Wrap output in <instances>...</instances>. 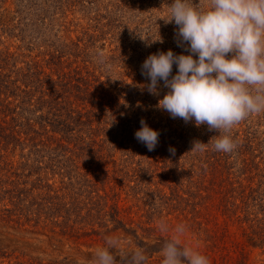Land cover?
Listing matches in <instances>:
<instances>
[{
    "label": "trees",
    "instance_id": "trees-1",
    "mask_svg": "<svg viewBox=\"0 0 264 264\" xmlns=\"http://www.w3.org/2000/svg\"><path fill=\"white\" fill-rule=\"evenodd\" d=\"M13 20L15 24H12ZM20 25V18L4 20L0 15V40L5 33H10V38H17L14 31L18 34L25 31ZM47 47L41 55L30 57L10 52L0 41V186L9 183L22 188L11 197L10 203L14 202L15 207L28 203L31 191L23 187L32 177L35 182L44 179L47 182L42 175L46 169H52L68 180L75 179L82 190L99 186L97 202H92L88 195L85 199L72 195L68 198L47 196L45 204H37L31 198L29 209L16 208L35 216L37 223L43 217L65 232L80 236L103 238L120 232L124 241L129 238V246L132 242L136 248L145 249L148 259L154 256L162 259L161 249L171 238L161 233L155 236L154 227L137 225L138 228H133L134 221L127 209L120 205V195L114 191L115 182L119 185L124 181L132 182L134 186L125 187L138 192L142 191L143 185H154L155 182L150 183L154 180L151 168L157 167L156 156L161 153L165 160L158 168L162 170L159 181L170 190L168 200L174 202L175 211L180 206L190 205L189 213L195 218L200 214L197 208L207 198L209 210L219 211L241 228L246 226L242 229V236L248 246L264 248V196H255L256 191L250 186L257 175L254 171L258 164L255 168L253 160L239 147L233 154H226L212 150L209 144L201 153L191 151L193 144H190L187 149L189 162L175 166L173 151L160 149V145L173 142L162 140L155 150L148 151L146 145L132 137V129H140L137 121L129 119L127 111L118 102L119 98L105 89V82L87 70L91 64L90 58L85 59L89 54L88 47H80L79 43ZM25 58L29 60H20ZM206 134L208 137L196 136L195 140L207 143L219 135L215 130L209 132L208 128ZM39 146L51 156L47 162L39 156L40 152H45L38 150ZM27 148L28 154L25 155ZM16 150H19L18 161L22 160L19 168L29 169L27 174L13 171ZM31 168L38 172L31 171ZM239 176H243L249 186H242L239 182L244 179L240 180ZM146 177L150 179L147 183L144 182ZM20 178L23 180L18 183ZM74 190L72 186L68 193ZM98 191L103 194L99 195ZM202 193L206 195L202 197ZM52 198L56 201L48 203ZM138 230L142 234H138ZM224 232L228 236V230ZM146 235L148 241L144 242Z\"/></svg>",
    "mask_w": 264,
    "mask_h": 264
},
{
    "label": "rangeland",
    "instance_id": "rangeland-1",
    "mask_svg": "<svg viewBox=\"0 0 264 264\" xmlns=\"http://www.w3.org/2000/svg\"><path fill=\"white\" fill-rule=\"evenodd\" d=\"M170 3L171 0H0L2 19L20 18V28L21 26L25 28L21 34L13 32V35L18 36L17 38H10V33L2 34L0 41L2 47L9 48L10 52L30 55V57L46 52L47 46L79 43L80 47H88L89 54L85 59L90 58L91 64L87 66V70L98 76L101 82H105L107 92L119 98L118 102L123 105V110L127 111L129 119L137 121L139 128L143 118L149 127L159 132V142L162 140L173 142V144L160 145V149H174L172 155L176 156L175 166H181L189 162L187 149L193 144L191 140H195L196 136L208 137L206 134L208 127L207 125L196 127L194 121L185 123L180 118L173 119L166 111L159 109L158 100L163 98L168 89L163 87V81H160L159 95L150 94L146 88L150 81L141 72V66L150 54L158 51L167 52L169 49L175 54L182 52L188 54L177 44L175 23L166 24L164 21ZM15 23L16 21L13 20L12 24ZM91 37H94V40ZM160 37L163 43L155 41ZM96 53L103 54L107 58L109 64L107 70L96 63V57L93 56ZM43 68L49 72L46 65H43ZM176 71L174 65L172 74L175 75ZM135 115L136 117L133 118ZM131 132H133L132 137L135 138L136 129L133 128ZM229 135L237 147L253 160L255 168L258 164V169L254 171L257 175L250 186L256 191L254 195L261 198L260 196H264V113L252 114L246 120L234 125ZM38 150L44 149L39 146ZM24 154H28V148ZM160 154L156 156L157 167L151 168L154 180L150 181L148 177L144 180L145 183L155 182L154 185L145 187L143 185L142 191L138 192V190L130 191L125 187L134 186L132 182L124 181L122 185L115 182L117 185L114 191L120 195V205L127 209L126 212L134 221L132 227L138 228L137 225L154 227L155 236L161 233L173 238L175 226L183 223L187 226V231L181 237L182 244L207 255L210 264H264V248H253L244 242L242 229L246 226L241 228L227 220L219 211L213 208L209 210L207 198L206 201L202 200L203 205L197 208L200 214L195 218L189 213L190 205L180 206L175 211L174 202L168 200L171 197L170 190L159 181L162 170L158 168L163 166L161 161L165 160V156ZM165 154L168 155L169 152ZM39 156L42 160L44 158V162L51 157L46 151L40 152ZM18 158L19 150H16L12 164L13 171L16 170L17 174L22 172L27 174L29 169L21 166L19 168L22 160L18 161ZM150 159L152 160L151 157ZM173 169L174 167L171 170ZM30 170L38 172L34 171V168ZM57 173L52 169H46L43 170L42 175L46 177L47 182L45 179L43 182H35V177L27 181L28 185L23 188L31 191L27 199L28 203L32 204L31 198H34L37 204H45L47 196L68 198L71 195L81 196L82 199L88 195L92 198V202H97L96 190L100 188L99 186L85 187L82 190L76 185L75 179L68 180ZM239 179L243 180L244 177L239 176ZM22 180L20 178L18 183ZM239 183L244 187L249 186L245 179ZM47 185L50 187L47 188ZM72 186L75 187L74 192L68 193L72 190ZM21 189L19 185L14 187L9 183L0 186V264L61 262L92 264L95 249L104 244L106 237L92 238L65 232L63 228L45 221L43 217L37 223L35 216L28 215L24 211L20 212L16 208L23 206L26 211L29 209L28 203L18 204L15 207L14 202L9 201ZM8 190L15 192L5 193ZM106 192L109 193L108 188ZM98 194L103 193L98 191ZM205 195L206 193H202L201 196ZM54 199L52 198L48 203L56 201ZM257 216L262 217V215ZM60 221L61 219L58 220ZM161 222L168 225L167 232L160 231ZM225 229L228 230V236L224 232ZM138 234H142L140 230ZM108 236L120 238L121 250L124 253L136 248L132 242L129 246V238L124 241L120 232ZM144 237V242H147V235ZM116 255L117 264H126L121 252H117ZM147 264H162V259L154 256L147 259Z\"/></svg>",
    "mask_w": 264,
    "mask_h": 264
},
{
    "label": "clouds",
    "instance_id": "clouds-1",
    "mask_svg": "<svg viewBox=\"0 0 264 264\" xmlns=\"http://www.w3.org/2000/svg\"><path fill=\"white\" fill-rule=\"evenodd\" d=\"M164 21L175 23L177 44L188 54L171 49L150 54L141 66L150 81L148 92L159 95L163 81L168 91L158 100L159 109L173 119L194 121L196 127L207 125L219 133L207 143L193 141L191 151L203 153L211 144L212 150L231 154L237 147L229 135L233 126L264 113V0H171ZM155 41L163 43L161 37ZM96 63L109 68L103 54H96ZM140 123L135 138L148 151L155 150L159 132L143 118ZM159 229L169 230L165 222ZM174 231L161 249L162 264H210L207 255L182 244L185 224H177ZM117 252L126 264H147L145 249L124 253L120 238L114 236L95 249L92 264H117Z\"/></svg>",
    "mask_w": 264,
    "mask_h": 264
}]
</instances>
